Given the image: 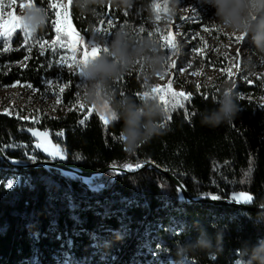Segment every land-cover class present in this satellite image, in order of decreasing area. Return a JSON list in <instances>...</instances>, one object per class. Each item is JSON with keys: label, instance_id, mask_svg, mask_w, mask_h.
I'll list each match as a JSON object with an SVG mask.
<instances>
[{"label": "trees", "instance_id": "16d2710c", "mask_svg": "<svg viewBox=\"0 0 264 264\" xmlns=\"http://www.w3.org/2000/svg\"><path fill=\"white\" fill-rule=\"evenodd\" d=\"M23 1L12 0V5ZM33 2L48 8L49 0ZM148 4L149 0H135L127 9L108 0L81 13L73 0L68 23L85 42L93 38L98 42L96 29L101 19L117 27L146 26L151 20ZM22 11L13 5L4 13L20 16ZM208 14L199 12L200 17ZM53 18L49 16L45 29L36 36L44 37L43 49L31 36L26 39L19 28L6 42L0 37V67L7 65L6 70L0 69V85L20 82L42 89L45 79H58L69 85L66 96L78 91L79 71L52 64L49 45L57 38L51 27ZM113 87L118 96L140 98L148 80L140 71L130 70ZM183 88L188 99L167 114V122L161 121L164 133L134 153L127 151L121 138L123 122L106 125L101 119L105 114L92 107L86 113L43 115L32 122L0 112V149L11 162L50 159L42 153L29 157L12 148L30 144L28 129L38 128L59 145L64 158L56 161L85 172L102 170L86 184L52 167L20 169L0 159V179L10 174L21 179L11 189L0 182V264H172L176 245L195 238V221L209 231L218 224L226 226V232L220 249L192 253L185 264H234L240 241L255 243L264 236V225L253 223L264 211L186 202L173 182L153 168L120 176L105 169L152 161L173 174L191 198L217 195L230 199L243 192L252 196L251 206H264V105L255 99H264V74L252 79V84H234L242 111L233 124L217 129L202 127L200 114L215 106L221 87ZM81 119H85L83 125ZM117 234L122 239L117 240Z\"/></svg>", "mask_w": 264, "mask_h": 264}, {"label": "clouds", "instance_id": "9594fccd", "mask_svg": "<svg viewBox=\"0 0 264 264\" xmlns=\"http://www.w3.org/2000/svg\"><path fill=\"white\" fill-rule=\"evenodd\" d=\"M108 0H74V5L81 13H88L93 6H103ZM121 8L131 9L135 0H111ZM202 5L215 9L214 16L221 30L237 35H244L246 42L256 55L244 62V67L250 70V75L260 73L257 67H264V0H198ZM159 13L154 8V0H149L148 11L150 19L155 23L157 14H166L168 20L177 15L181 0H163ZM13 5L7 3L4 8ZM23 26L36 37L46 27L47 16L40 6L25 7L20 12ZM130 25L119 28L108 43V52L101 54L82 64L80 100L86 106L94 105L103 112L110 121H122L120 132L124 145L129 153H134L142 144L153 137L162 135L165 131L162 120L167 113L158 97L149 95L136 98L134 95L118 96L113 84L125 73L142 65L148 80L147 90L154 87L152 81L157 75H164L166 66L170 63L166 54L161 51L159 41L153 37L138 38ZM239 93L231 85L221 88L214 101V107L205 109L200 114L202 127L217 129L222 125H231L239 117L242 109L239 104ZM254 225H264V213L258 214ZM194 239L180 242L176 245L172 264H185L190 254L195 252H211L222 246L226 226L219 224L209 231L200 221H195ZM117 240L122 239L117 234ZM236 249L234 264H264V236L257 238L255 243L250 240L239 242Z\"/></svg>", "mask_w": 264, "mask_h": 264}, {"label": "rangeland", "instance_id": "374dc122", "mask_svg": "<svg viewBox=\"0 0 264 264\" xmlns=\"http://www.w3.org/2000/svg\"><path fill=\"white\" fill-rule=\"evenodd\" d=\"M23 2H28V0ZM162 2L163 0H159V3ZM64 3L67 5L68 0H64ZM13 5L17 10L23 9L16 2ZM200 11L209 14L206 17H200ZM214 12L215 9L198 3V0H181L180 9L171 20L167 19L166 14H162L161 19L155 20V23L150 20L146 26H131L135 30L134 35L138 38L148 37V32L155 31L157 27L162 30L160 34L164 32L172 34L177 54L171 57L164 75H157L153 79L154 87L160 88L169 84L174 91L184 93L187 96L188 94L184 92L183 88L185 85L221 88L231 85L233 87L236 82L252 84V79L257 78L262 73L264 74V67H257L256 71L260 74L250 75V70L244 67V62L247 58L255 56L256 53L250 49L251 46L246 42V38L238 42L237 37L241 35L221 30L217 25ZM109 22L111 23L110 27ZM121 27L123 26L117 27L111 21L101 24L98 27L101 29V33H98V43L103 44L105 41L110 43L114 33ZM140 28L145 29V31L139 32ZM44 45L45 43L40 46L41 49L44 48ZM163 50L165 54L169 51L167 48ZM62 52L66 57L71 56V53L66 49H62ZM82 54L83 49L77 46L75 59H81ZM59 59L60 57H55L56 61ZM52 62L54 66L70 70L66 66L67 60H65L63 67L54 62V57H52ZM0 69L6 70L7 65L4 64ZM133 70H138L145 75L142 65L138 64ZM46 82H52V87H49ZM65 84L68 83L58 79H45L42 89L20 82L0 85V112L31 122L40 119L43 115L58 117L69 111H75L78 114L86 113L91 106L84 105L78 99L81 92V80L76 84L78 91L72 97L65 95L67 87L62 93L59 91V87H63ZM255 99L264 105L263 98ZM33 131L39 132L40 136H33ZM28 133L31 136L30 144H23L21 147L15 145L12 148L22 150L29 157L42 153L45 157L50 158L48 160L61 159L59 154L53 157L36 147L38 142L44 143L47 139L50 142L47 146L50 150H54L53 146L56 144H53L46 130L30 128ZM45 133H47V137H45ZM58 150L62 154L59 148ZM1 180H3L6 189H11L21 181L20 177L14 174L6 175L0 179V182ZM9 183L13 185L11 188L8 187ZM238 194H233L231 199Z\"/></svg>", "mask_w": 264, "mask_h": 264}, {"label": "snow or ice", "instance_id": "6c2138e0", "mask_svg": "<svg viewBox=\"0 0 264 264\" xmlns=\"http://www.w3.org/2000/svg\"><path fill=\"white\" fill-rule=\"evenodd\" d=\"M73 0H68V4L65 5L62 3V0H49L48 8L45 9L44 7H41V9L45 12V15L47 16V20L49 19V16L51 15L54 17L51 20V27L55 30L56 33V39L52 40L51 44L49 45V48L52 51L54 62L58 63L59 66L63 67L65 64V60H67V68L73 71L78 70L79 73L82 72V68L80 67L82 64H86L88 61L95 59L96 57L100 56L101 54L108 52V43L105 41L103 44L98 43L95 38H93L90 42H85V39L83 36H80L79 33L75 32L71 25L68 23V19L70 16L69 9L72 6ZM7 3L12 4V0H0V37L4 38V41L10 39L12 34L19 28L21 32H23L26 39H28L30 36L33 39L34 44L43 46L44 43H46L44 37H33L27 29L23 26V18L20 16H17L15 14L6 16L4 13V8L6 7ZM20 7H33L35 6L33 0H28V2H21ZM154 10L159 13L160 4L159 0H154L153 5ZM50 10H53L51 13ZM63 9L61 12L60 10ZM161 15L157 14L156 20H160ZM101 24L104 23V20L101 19ZM63 25V26H61ZM111 26V23L109 22V27ZM139 32L145 31V29L140 28L138 30ZM162 30L160 28H156L155 31H149L148 36L149 37H156L159 41L160 48L164 49L167 48L169 51L166 53L167 59L170 61L172 56H175L177 54L175 46L173 44L172 34L168 32H164L163 34H160ZM96 33H101V29H96ZM159 34V35H158ZM245 39L244 35H241L237 37V41H243ZM80 46L83 49V54L81 59H75L76 56V49L77 46ZM60 49H66L68 52L71 53V56L66 57L65 54ZM43 54V53H41ZM55 57H60L59 61L55 60ZM143 67V66H142ZM48 83L49 87H52V82H46ZM69 87L68 84H65L63 87H59V91L62 93L64 91V88ZM149 95H152L154 97H158L160 103L164 106V111L168 114L170 111L175 110L177 107H183L184 106V99H188V97L185 96L184 93H174L172 91L171 86L167 88H159V87H152L150 90H145L142 93V98L147 97ZM80 99V97H78ZM92 108L96 109L94 105L91 106ZM97 110V109H96ZM99 111V110H97ZM101 112V111H100ZM101 119L104 121V123L107 125L110 119L106 115H102ZM167 119H170V116H166V122ZM80 123L83 125L85 123V119H81ZM33 136H40L39 132L33 131ZM45 137H47V133L44 134ZM57 135H63L62 133H57ZM50 143L45 139L44 143L38 142L36 144V147L41 149L42 151L46 152L48 155L55 157L56 155H60V158L63 159L64 156L59 153V150L56 146H53L54 150H50V148L47 146V144ZM129 170L132 169L131 165L127 166ZM137 168L142 167V165H136ZM13 185L11 183L8 184V187L11 188ZM221 197L217 195H212L211 200L218 201ZM233 199L237 203H250L252 201V196L245 193H239L238 196H234Z\"/></svg>", "mask_w": 264, "mask_h": 264}, {"label": "water", "instance_id": "95a60500", "mask_svg": "<svg viewBox=\"0 0 264 264\" xmlns=\"http://www.w3.org/2000/svg\"><path fill=\"white\" fill-rule=\"evenodd\" d=\"M0 159H2L8 165L15 166V167H18L20 169L34 168L37 166L52 167V168L59 170L63 174L76 175L77 177L80 178V180L82 182H84L86 184H87V180L89 178H91L93 175H95L97 173L102 172V170H98V171H94V172H85V171H81L80 169H78L76 167L60 163L59 161L48 160V159L44 160V161H33L31 163H28V164H16L14 162H11L10 160H8L5 157L2 149H0ZM141 165H142V167H139V168H137L136 166H132L131 170H129L128 167L127 168H120V167L115 166V165L108 166L105 169H111L116 173L115 176H120V175H124V174H130L133 172H137V171H140L144 168H153V169L161 172L163 175L168 177L173 182V184L178 188L181 195L183 196V199L186 202H203V203H208V204H212V205H226V206L235 207V208H239V209L264 211V206H251L249 203H246V204L245 203H237L234 199H231V198L230 199H220L218 201L211 200V197L191 198L188 195V193L186 192L183 185L179 182V180L173 174L164 170L161 166L155 164L152 161H147L146 163L141 164Z\"/></svg>", "mask_w": 264, "mask_h": 264}, {"label": "built area", "instance_id": "2783aa9c", "mask_svg": "<svg viewBox=\"0 0 264 264\" xmlns=\"http://www.w3.org/2000/svg\"><path fill=\"white\" fill-rule=\"evenodd\" d=\"M56 146L59 148V145L58 144H56Z\"/></svg>", "mask_w": 264, "mask_h": 264}]
</instances>
